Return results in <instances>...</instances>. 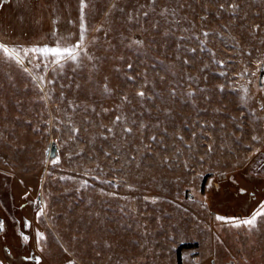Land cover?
Masks as SVG:
<instances>
[{
    "label": "rangeland",
    "instance_id": "374dc122",
    "mask_svg": "<svg viewBox=\"0 0 264 264\" xmlns=\"http://www.w3.org/2000/svg\"><path fill=\"white\" fill-rule=\"evenodd\" d=\"M114 2L113 9V0H86L81 14L79 0H0V42L10 49L80 40L84 49L55 70L31 53L21 52L22 65L0 57V170L26 190L47 143L60 146L46 184L51 211L30 214L43 263L197 264L199 252L205 264L216 248L219 264L240 250L264 264V223L249 231L225 220L211 239L206 214L199 221L182 214L196 200L168 197L233 172L247 185L244 179L264 177L249 168L264 152V94L253 88L264 60V0ZM165 7L175 10L166 20ZM153 188L162 195L151 196ZM0 220V264H27L1 210ZM194 226L198 246L178 253Z\"/></svg>",
    "mask_w": 264,
    "mask_h": 264
},
{
    "label": "flooded vegetation",
    "instance_id": "af4514ba",
    "mask_svg": "<svg viewBox=\"0 0 264 264\" xmlns=\"http://www.w3.org/2000/svg\"><path fill=\"white\" fill-rule=\"evenodd\" d=\"M249 168H255L257 174L264 173L263 151L258 152L253 156L252 161L249 164ZM237 176H239V174L233 172L232 174L226 175L224 179L217 180V182L213 185L206 184V180H204L201 186H192L179 196L169 194L168 197L175 204H182L186 201H189L188 203L191 204L194 200H196L198 204L194 207L187 205V207L183 209L182 214L186 217H189V215L192 216L195 221H199V218L206 214L208 221L205 223L204 229L209 233L211 239H215L216 237L219 238V231L223 221L218 220L216 218L217 216L245 219L248 215V217H250L253 212L252 209L255 206L258 207L261 202H264V195L261 194L264 192L263 176H261L263 177L262 180L257 177L253 178V180L251 177L247 180L244 179V181L248 182V185L244 183L242 184L241 180L237 179ZM27 189H15L12 174L7 171L0 170V210L5 216L11 232L13 233L12 236L14 239L11 242L12 246L17 251L19 258L23 263L44 264L42 255L33 245V231L30 242V237L27 232L30 227H25V221L30 222L33 229V219L30 214L34 216V219L40 216L46 217V215L40 214L36 216L29 206H22V195L27 191ZM241 190H243V192ZM162 193L156 195H162ZM228 199L229 201L226 202ZM223 202L227 204L231 202L229 204L232 209L230 212H223ZM250 207L252 208L250 209ZM136 209L137 208H133V210ZM248 209H250L249 212L246 211ZM22 233L28 236L27 240L22 239ZM189 234L192 240H186L182 248L181 246L178 247V253L184 248L198 246L196 243L199 242V235L195 226L190 229ZM185 235H187V233ZM214 249H212L213 252L210 251V253L206 256L204 260L205 264H219V260L216 257V250ZM259 254H262V250L259 251ZM237 255L238 256L234 255L225 259L224 264H255V261L246 256L241 250ZM151 256L153 259L155 258L154 253H152ZM144 257L146 256H140L139 260L141 262H147L148 258L144 259ZM193 257L197 264L202 263L203 258L201 253L195 252ZM258 262L259 264L263 263L262 259H258Z\"/></svg>",
    "mask_w": 264,
    "mask_h": 264
},
{
    "label": "snow or ice",
    "instance_id": "6c2138e0",
    "mask_svg": "<svg viewBox=\"0 0 264 264\" xmlns=\"http://www.w3.org/2000/svg\"><path fill=\"white\" fill-rule=\"evenodd\" d=\"M158 3V0H149L150 6H155ZM87 7L86 0H79V11L81 14H83L85 8ZM117 4L114 2L111 4V8H116ZM233 9L237 8L238 5H231ZM122 11V9H121ZM171 13L172 15H175V10L174 9H169L167 7L162 8L160 11L161 17H163L165 20L168 17V14ZM144 16H148L149 13L147 11H144L142 13ZM207 17H202V19H206ZM128 19H132L131 14H129ZM153 27H157V25L154 23ZM204 36H209L210 34L208 32H205L203 34ZM133 44H142V41H134ZM129 47H132V44L128 45ZM192 51H195L193 49ZM21 52L23 53L24 57H28L29 53L32 54V56L40 61L45 60L46 58L51 62L53 65V70L56 68H62L64 63H69V62H76L80 57L81 54L84 52V49L82 48V40L77 41L76 44L72 45L71 47L67 46H57L54 47H34V48H9L6 44L3 42H0V57L5 58L8 61L14 62L17 65H22L23 60L21 59ZM123 59V57H121ZM187 63V61H185ZM37 68H40V64L36 65ZM127 67L131 69L133 67L132 64H128ZM48 68V64H44V70L46 71ZM264 70V69H262ZM27 71V69H25ZM246 74V73H245ZM128 79L132 80L134 79L133 77H128ZM39 82L43 83L44 78L43 76L39 77ZM262 84H264V77L261 78ZM39 86V85H38ZM103 88L105 91H108V86L107 84L103 85ZM42 91V89H41ZM243 92L247 93V89H242ZM138 97H144L145 93L144 92H138L136 93ZM171 95H175V91H172ZM125 101H127V97H123ZM262 108H264V104L261 105ZM117 120L120 119V117L116 118ZM127 131H131L130 129H127ZM155 139V137H153ZM256 137H253V140H256ZM243 192V190H241ZM39 214V213H38ZM218 220L225 221L232 223L234 227H241V226H246L249 231L255 229L258 225V223H264V202H261L259 206L251 213L250 217L245 218V219H238V218H225L222 216H217L216 217ZM25 227H30V222L25 221ZM5 229V224L3 220H0V231H3ZM22 239L27 240L28 236L25 234H21ZM40 236V234H37ZM70 264H74V262H70Z\"/></svg>",
    "mask_w": 264,
    "mask_h": 264
},
{
    "label": "water",
    "instance_id": "95a60500",
    "mask_svg": "<svg viewBox=\"0 0 264 264\" xmlns=\"http://www.w3.org/2000/svg\"><path fill=\"white\" fill-rule=\"evenodd\" d=\"M262 69H264V60L260 67L258 76L254 81L253 88L256 92L264 94V84H262L261 82V78L264 77V70ZM259 103L262 105L261 98H259ZM60 162H61V152H60L59 143L57 142V140L51 139L47 143L42 153V160L39 169L33 174L32 180L28 182L27 191L22 195L23 198L21 202L22 206H29L33 210L36 216L40 214H44L47 216L51 211L52 195L51 192L46 189V184L50 180V173L53 166H55V164ZM159 193H162V190L159 188H153L149 192L151 196ZM132 205L133 208H137L136 199L132 200ZM32 231L33 229L32 226L30 225V228L27 230L30 237V242H31ZM144 259H147V256L144 257Z\"/></svg>",
    "mask_w": 264,
    "mask_h": 264
},
{
    "label": "trees",
    "instance_id": "16d2710c",
    "mask_svg": "<svg viewBox=\"0 0 264 264\" xmlns=\"http://www.w3.org/2000/svg\"><path fill=\"white\" fill-rule=\"evenodd\" d=\"M14 41H15V40H14ZM26 41H28V42H29V41H32V40L26 39ZM12 42H13V41H12ZM12 42H11V43H12Z\"/></svg>",
    "mask_w": 264,
    "mask_h": 264
}]
</instances>
